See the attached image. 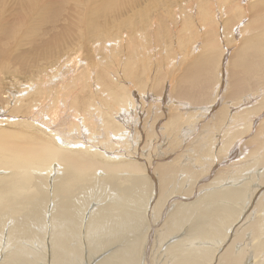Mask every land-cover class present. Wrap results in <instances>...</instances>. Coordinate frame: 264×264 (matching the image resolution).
I'll use <instances>...</instances> for the list:
<instances>
[{
	"label": "bare ground",
	"instance_id": "bare-ground-1",
	"mask_svg": "<svg viewBox=\"0 0 264 264\" xmlns=\"http://www.w3.org/2000/svg\"><path fill=\"white\" fill-rule=\"evenodd\" d=\"M48 1L0 0V264H264V0H183L202 31L164 0ZM164 13L166 115L169 79L136 93Z\"/></svg>",
	"mask_w": 264,
	"mask_h": 264
},
{
	"label": "rangeland",
	"instance_id": "rangeland-1",
	"mask_svg": "<svg viewBox=\"0 0 264 264\" xmlns=\"http://www.w3.org/2000/svg\"><path fill=\"white\" fill-rule=\"evenodd\" d=\"M54 3H53V2ZM61 2V4H65V5H67V2H70L71 3V1L72 0H58V2ZM92 1V3H94V1L95 0H91ZM163 1V0H162ZM165 1H167V2H165ZM189 1H190V3H189ZM189 1H187V0H184V2H187V6H190L191 7V2L192 1H194V0H189ZM55 2H56V7H58V5L60 4V3H57V0H51V2H49L48 1V4H50V6L53 4H55ZM170 2V3H169ZM5 3L8 5V7H6V5H5ZM4 3V1L1 3V11H2V15L3 16H5V18H4V20H5V22H7V19H6V16H24V14L22 13V11L20 10L21 8H20V6L19 5H17V4H14L13 6H12V4L11 3H9V2H5ZM70 3H68V5L70 4ZM74 3H75V1H74ZM91 3V2H90ZM91 3V4H92ZM165 3H168L167 4V6L168 5H170V7H171V10H172V12H174V15L176 16V13H177V11L179 10V12H181V9H183L182 7H184L183 5H185L184 3H183V0H164V4L162 3V8H164V9H166L168 12L170 11V8H168L167 9V6H166V4ZM223 3V2H222ZM71 4H73V3H71ZM70 4V6L72 7V6H74V4L73 5H71ZM17 5V6H16ZM97 5V4H96ZM13 7V9H12V7ZM97 6H99V4L97 5ZM97 6H95V7H97ZM166 6V7H165ZM9 7H11V8H9ZM14 7H15V9H14ZM54 8V6H52V7H48L47 8V10L49 9V8H52V10L50 11V10H48V12L49 13H52V12H55V10L57 9V8ZM60 7V6H59ZM58 7V8H59ZM70 7V8H71ZM94 7V6H93ZM169 7V6H168ZM5 8V9H4ZM68 8H69V6H68ZM67 9V11H71V9ZM89 8H90V6H89ZM223 8V6H221V9ZM16 9H18V10H16ZM53 9H55V10H53ZM196 9V12L198 13V15L197 16H195L196 15V13H194L195 15L194 16H189V15H187V17H186V19H184V17H182V16H184V15H182V16H178V18H177V16H176V20H175V25H174V30H176L179 26L181 27L180 29H182L183 27L184 28H187V25H188V23H189V21H190V23L189 24H191V23H193V24H195V29H196V27L199 29L200 27H201V31L203 30L202 28H203V25L200 23V21H202L201 20V12L199 13V10H198V7L197 8H195ZM194 9V10H195ZM155 10V9H154ZM161 10V9H160ZM66 11V12H67ZM224 12H222L221 13V19H222V21H224L225 19H227V18H230L229 16H231V14H230V10L227 8V11L226 10H223ZM185 12V14L187 13V14H189L188 12H187V9L184 11ZM229 12V13H228ZM163 13V12H162ZM1 14V13H0ZM233 14V13H232ZM89 15V14H88ZM90 15H93L92 14V11L90 12ZM167 15V16H166ZM169 15V16H168ZM174 15H172L173 17H174ZM35 16H38V15H35ZM159 16V21L161 22H157V23H159L157 26L158 27H156L155 28V30H156V34H155V31H153V33L152 34H154V36L152 35V37H153V39H155L154 41H155V45H153V46H147L146 44H145V42H142L141 41V39L140 38H138V40H137V45H139V46H141V57L143 58V59H146L147 57H155V56H159L160 57V59H165V60H163V64L161 63L160 64V68L162 69V72H161V70H160V68H159V66L157 67V66H154V64L152 65V68H151V70L150 71H152L155 67H156V70L157 71H160V73L158 72L157 73V75H154V74H156V71H155V69L151 72V73H153V77H152V75L150 74V73H147V72H140V79L139 80H137V83L139 84V86H137V89H136V93H141L140 92V89H142V88H144V83H143V79H147L148 80V82L147 83H149L150 84V82H158V80H159V78H161L162 77V79H161V81L160 82H162L165 78H167V79H169L170 77H169V75H168V77H166L167 76V74H168V72H169V74H170V72H171V70H172V68L171 67H166V65H167V63H166V57L167 56H173V57H175L176 56V51H180V45L177 43V41H178V37H173L172 38V42L173 43H171V38H169L168 40H167V42H168V47L169 48H166V49H169L168 51L164 48V44H162V42H159V41H157L156 39H158V40H160L161 38H162V34L164 35V34H166L165 32V30H170L171 31V23H172V18L170 17L171 15L169 14V13H164V14H160V15H158ZM161 16H163V17H161ZM234 16V15H233ZM248 16V14H246V17ZM192 17V18H191ZM223 17V18H222ZM168 18H169V20H168ZM203 18V17H202ZM234 18V17H233ZM198 19H200V20H198ZM167 20L169 21V22H167ZM187 20V21H186ZM163 21L165 22V23H163ZM197 22V24H196V22ZM23 21H22V19L21 20H19V24L20 23H22ZM161 24H162V26H161ZM201 25V26H200ZM159 26H161V28L159 27ZM186 26V27H185ZM208 27H210V25L208 26ZM216 27V26H215ZM214 27V28H215ZM211 28V27H210ZM209 28V29H210ZM216 28H218V27H216ZM211 29H213V28H211ZM159 30H162V31H159ZM164 30V31H163ZM215 29H213V30H210L209 31V33L207 34L206 33V36H204L205 35V33H203L202 34V37L201 36H199L198 38H197V40L196 41H192L190 44H189V46H188V48L187 49H189V51H190V48L192 49V54L190 55V57L187 59V60H182V59H180V57H179V59L178 58H176L175 59V62L174 63H172V64H174L175 65V68L177 67L178 69H176V70H174V72L175 73H178L179 72V67H183V62L184 63H186V62H188V61H191L192 60V58H193V55H194V53L193 52H197L196 51V49H198V47H201L202 48V50H207V46H209V45H207L206 43H205V41L207 42V43H213V42H210V41H213V40H211V38H209L210 37V34L212 35L213 34V36H215V34H214V31ZM169 31V32H170ZM163 32V33H162ZM212 32V33H211ZM159 33H160V35H159ZM216 33V32H215ZM53 34H55V35H58L56 32H54ZM217 34V33H216ZM219 34V33H218ZM54 35V36H55ZM155 35H157L158 37H156ZM196 36V35H195ZM152 37L150 36L149 37V39L151 40V42H153V39H152ZM155 37V38H154ZM217 36H215L214 37V39L216 38ZM175 38V39H174ZM202 38V39H201ZM204 38H205V41H204ZM210 41H209V40ZM175 40V41H174ZM209 41V42H208ZM154 43V42H153ZM198 43V44H197ZM200 43V44H199ZM205 43V44H204ZM215 43H219V42H217V40H215L214 41V45H215V47H216V44ZM200 45V46H199ZM192 47H194V48H192ZM171 48H173L172 50H170ZM196 48V49H195ZM139 57V56H138ZM183 58V57H182ZM141 59V58H140ZM142 59V60H143ZM164 61H165V63H164ZM181 63H180V62ZM181 64V66H179L180 64ZM138 64L139 65H141V64H143V63H139L138 62ZM163 66H165V67H163ZM179 66V67H178ZM163 67V68H162ZM166 68H168V70L166 69ZM171 69V70H170ZM165 72H164V71ZM164 72V73H163ZM162 73L164 74V76H162ZM166 74V75H165ZM161 75V76H160ZM10 76V77H9ZM8 77H7V80L5 81L6 82V84L8 85V88H9V90H8V93L9 92H17V91H19L20 89H21V87H22V83H20V82H18V78H22V76H20V75H16V76H12V75H9ZM159 77V78H158ZM164 78V79H163ZM23 79V78H22ZM158 79V80H157ZM170 80V79H169ZM166 80L165 79V85L163 84V82H162V84L163 85H161L163 88L162 89H166V90H164V91H162V93H161V90H160V88L161 87H159L158 89L156 88V86L154 87V89H152V91H151V93L152 94H155L156 96H161L162 98H167V100H164L165 101V107L167 108V111H166V113H165V115L170 111L168 108H170V106H169V104H171L172 102H173V100L174 99H179V98H177V97H175L174 96V98H172V95H170L168 92H167V88H169V86H170V84L172 83V85L170 86V88H172L173 87V85H174V83L173 82H175L176 81V78H174V80ZM25 82V81H24ZM168 82H169V84H168ZM221 84V86H222V83H220ZM165 86V87H164ZM141 87V88H140ZM139 88V89H138ZM149 88V86L146 88V90H144V92H146L147 93V97H149L148 95H151L152 96V94L151 93H148V90H150V89H148ZM156 88V89H155ZM157 92H156V91ZM160 90V91H159ZM141 91H143V89L141 90ZM156 92V93H155ZM161 93V95L159 94V93ZM165 92V93H164ZM167 92V93H166ZM167 95V96H166ZM262 95V94H261ZM260 95V96H261ZM150 96V97H151ZM169 96V97H168ZM150 100H152L151 98H149ZM153 101V100H152ZM142 102H143V100H142ZM169 102V104H167ZM217 104H219V102H218V100H217V102H215V106H217ZM154 105V104H153ZM214 106V107H215ZM171 109V108H170ZM218 109H216L215 111H217ZM264 111V110H263ZM3 111H2V109H1V113H0V118H3ZM164 115V117H163V119H162V121H161V124L163 125L164 124V122H163V120L165 119V116ZM264 116V115H263ZM262 116V117H263ZM2 124V126L0 125V128L2 127H4V128H8V129H10V130H12V129H17V128H20V126L19 125H16V124H10V123H8L7 121H2L1 122ZM3 125H5V126H3ZM9 125H12V126H10L9 127ZM6 126H8V127H6ZM14 126V127H13ZM12 127V128H11ZM53 166H55V165H53ZM217 173V170L213 173V174H216ZM80 242L84 245V243L86 244V242H87V240H86V238H85V236L82 234L81 235V237H80ZM119 246V244L118 245H116L115 247L117 248ZM98 253L99 254H102V252L101 251H98ZM83 254H84V256H85V258H84V260H86V263L88 264V261H87V259H89L90 258V254H89V247L88 246H85V248L83 249ZM100 258H101V256H100ZM82 262V261H81ZM91 264H93V263H91Z\"/></svg>",
	"mask_w": 264,
	"mask_h": 264
}]
</instances>
